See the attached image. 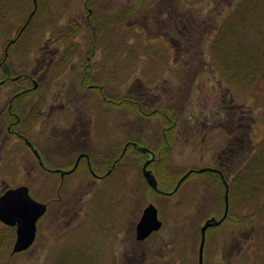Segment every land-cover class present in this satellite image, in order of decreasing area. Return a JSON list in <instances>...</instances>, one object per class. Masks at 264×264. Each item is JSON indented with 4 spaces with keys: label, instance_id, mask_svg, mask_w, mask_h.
I'll use <instances>...</instances> for the list:
<instances>
[{
    "label": "rangeland",
    "instance_id": "obj_1",
    "mask_svg": "<svg viewBox=\"0 0 264 264\" xmlns=\"http://www.w3.org/2000/svg\"><path fill=\"white\" fill-rule=\"evenodd\" d=\"M238 1L89 0V5L86 7L84 5L86 0H42L46 7L49 5L51 15L56 16V20L45 30L37 28L39 21L35 23V20L33 36L28 32H31V29L25 33L27 37H32L33 41L30 47L33 54L29 55V63L36 65L39 61L35 60V57L55 50L59 55L58 59H61L57 63L63 66L62 69L70 70L71 64L82 62L79 55L87 48L89 38L88 29L84 24L88 13L92 12L103 30L101 38L96 43L93 57L95 62L93 73L98 76L99 86L108 89L110 93L118 92L121 96L133 95L142 104L145 103L144 105L148 107L147 111L161 108L169 116H179L180 121L189 115L199 118L200 122L218 121L216 107L220 100L226 108L232 107L228 111L240 113L243 110L245 114L243 122L248 126L242 127V131L248 134L249 160L250 158L251 160L247 169L241 174L245 181L240 179L238 184L233 185L229 197L234 201L236 194L242 192L250 205L249 211L256 212L254 219L251 217L249 221L250 224L255 222L253 224L255 228L252 231L249 229L250 237L247 241L250 247L245 246L237 256L227 259L229 241L220 243L221 255L224 257H220L218 264H248L252 256L251 249L258 247L260 241L264 245V234H262L264 210L262 213L258 212L264 205L260 191L264 183V5ZM236 3L238 4L233 9ZM166 5L170 6L171 10L167 11ZM6 8L7 14L4 16L6 23L2 24V28L0 27V60L3 57V46L8 40L16 38L17 33H21V29L27 24L23 25V21L27 16L29 20L36 9L33 0H22L11 7L5 3L4 11ZM128 10L140 11L125 20L123 24L115 23V20L111 19ZM60 11L62 13L58 16ZM38 16L36 18L40 19L42 14ZM252 20L255 22L249 24ZM256 22L262 23V27L255 25ZM75 24L79 25V29L72 37L71 49L68 52L77 55L69 56L64 61L62 55L67 48V42L62 43L57 40L58 29H63L67 25L72 29ZM219 29L221 30L215 39V54L220 53L224 59L225 63L221 65L235 70L234 73L238 77L235 83L220 74L221 66L220 64L219 68L215 66V60L211 55V43ZM251 42L256 43L255 49ZM22 44L24 43H21L18 49L26 60L28 51L23 54L26 47ZM217 59L221 60L220 57ZM73 77L71 73V79ZM85 92L89 95L88 106L82 107L81 98L79 96L76 98L73 94L71 111L73 113L88 111L95 123L94 131L109 136L116 132L115 121L121 133H124L123 131L128 133L129 129H139L140 126L144 131L150 132L152 141L149 139L148 144H155L156 153H154L161 159V163L152 162L149 168L157 181V189L173 193L167 196L157 193L142 179L137 166L135 188L138 200L133 203L134 210L140 216L143 208L152 203L157 209L158 218L163 221V226L143 245L137 243L138 255L145 248L150 246L152 248L147 251L146 258L138 259L136 264H196L198 246L196 225L203 215L196 218L197 220L194 217L193 192L190 188L199 178L204 179L209 174L207 171L188 172L185 178L182 174L190 168H201L211 163L217 152L212 150L215 145L208 144L211 143L209 138L210 134L215 135L218 130L213 129L208 133L206 143L198 145L194 141L195 135H192V132H184L181 126L176 125L172 127L170 134L168 133L169 141L167 138L162 142L163 122L156 115L158 112L147 114L152 122L151 126L146 127L145 119L138 115L141 110L137 107L135 111L126 105L120 106L119 109L112 108L106 100H101L96 87L87 88ZM164 112H161V115ZM114 114L118 117L116 116L113 122ZM210 126L209 124L205 126L200 136L203 132L206 133ZM134 133L139 135L141 131L136 130ZM161 142L168 147L161 145ZM100 143L103 147H107L108 140L100 139ZM138 160L139 156L137 164ZM122 164H124L123 160L118 166ZM235 167L231 169L232 172L238 171ZM19 170L20 167L16 166L7 170L4 175L8 178L12 173L16 175ZM128 170L126 167L125 171ZM121 172L118 174L120 179L117 182L122 193L125 190L123 180L126 179V175ZM179 179L183 181L179 190L175 192ZM7 181L10 182V179L8 178ZM117 185L118 183H115L114 191ZM98 190H100L99 185H94L93 190H90L96 192L89 197L91 205L93 203L90 206L93 213L88 220L84 258L81 259L78 254L71 260L70 249L65 241L52 242L48 247H41L40 242H37L23 257L13 255L9 261H5L7 247L0 248V264H113L110 258L112 245L105 241L108 236H113L114 229L113 227L105 229L101 217L103 211L101 213L99 211L117 206L112 202V206L107 207L106 200L100 198L104 192ZM114 191L110 190V192ZM106 195L113 198L108 193ZM181 196H184L185 200L182 209L179 210L177 198ZM257 227L261 232L256 229ZM215 229L217 228H209L206 231L204 264H212L210 236ZM237 250L238 247L232 251V255ZM120 264L128 263H123L122 260Z\"/></svg>",
    "mask_w": 264,
    "mask_h": 264
},
{
    "label": "flooded vegetation",
    "instance_id": "obj_2",
    "mask_svg": "<svg viewBox=\"0 0 264 264\" xmlns=\"http://www.w3.org/2000/svg\"><path fill=\"white\" fill-rule=\"evenodd\" d=\"M18 36L19 33L16 38ZM16 38L8 40L3 46V57L0 60V76L4 69L11 68L9 73L5 74L6 80L3 77L0 78V196L8 189L18 186L25 187L29 196L37 203L43 204L45 210L35 221L31 244L26 249L15 253L11 251L16 240L18 224L17 222L6 224L0 220V248L7 247L5 261H9L13 255L23 257L37 242H40L41 247H48L56 241L68 243L71 260L78 254L81 259L84 258L88 220L93 213L90 207L93 203L91 205L89 197L96 192H90L94 185H99L100 190L104 192L100 198L106 200L107 207H111L112 202L117 206V208H106L99 211V213L103 211L101 217L105 229L107 230L108 227L114 229L113 236H108L105 241L112 245L110 258L113 264H120L122 260L123 263L136 264L138 259H145L147 251L152 247L145 248L138 255L137 243L143 245L152 234L162 229L161 227L144 240L136 238V225L143 211L138 216L133 206L134 201L138 200L135 188L137 158L139 156L140 159L146 155L139 169L140 176L145 182L144 163L148 161L146 169H150L149 165L157 159L154 153L155 144H148L149 139L152 141L150 132L144 131L140 126L139 129H129L128 133L125 131L121 133L116 126L117 114H114L113 118L116 132L111 136L94 131L95 123L88 111L78 113L71 111L73 94L76 98L79 96L82 100V107H86L89 95L85 91L87 88L99 86L97 82L94 84L84 82L83 72L81 73L80 69L82 62L71 64L70 70L62 69L63 66L57 63L59 55L54 50V52H44L39 57H35L39 63L33 65L29 63V55L33 54L31 49L27 52L26 60L23 58L24 55L21 57L18 48L9 50L10 44ZM66 51L68 52L69 49ZM9 55L11 65L3 63ZM68 55L73 57L69 52ZM79 56L83 60L81 54ZM92 61L94 62L93 59ZM93 72L94 66L91 75L97 81L98 76ZM71 73H73V79H71ZM112 94L118 95L119 93L113 92ZM100 96L101 100H109L101 93ZM131 96L130 100L141 110L139 117L145 119L146 127L151 126L152 120L147 114L153 113L152 111L156 108L147 111L148 107L144 105L145 103L142 104L137 97ZM226 98L225 96V101ZM117 102L113 108L119 109L120 101ZM217 105L218 107L215 106L217 108L216 119L219 120L213 123L200 122L199 118L190 115L181 121L179 116L168 117L166 113L164 114L166 116H163L169 120L167 124L170 127L174 128L178 125L184 132H192V135H195L194 141L198 145L206 143L209 132L213 129L218 130L217 134H210L209 138L211 143L208 144L215 145L212 150L217 152L211 163L201 168H190L182 174L184 177L188 172H199L201 169H205L203 171L209 174L204 179L199 178L191 184L194 186L190 188L193 192L194 217L196 219L203 215L196 225L198 233L196 264H198L201 227L207 220L214 218L220 221L206 228V231L209 228H217L210 236L212 264H218L220 257H224L221 255L220 243L229 241L227 259L237 256L245 246L250 247L247 239L250 237V231L255 228L253 225L255 222L250 224L248 216L254 215L255 217L256 212L249 211L250 205L241 194L242 192L236 194L234 201L229 197L232 186L238 184L240 179L245 181L241 174L247 169L251 160V158L249 160L248 134L242 131V127L248 126L243 122L245 114L243 110L240 113L228 111L232 107L226 108L221 100L217 102ZM161 120L163 122V119ZM208 124L209 126L211 124L209 130L200 136ZM173 128L168 129V126H163L162 135L170 134ZM136 130L141 133L135 134ZM100 139L108 140L107 147L102 146ZM122 160L124 164L118 166ZM15 165L19 166L20 170L16 175L12 173L8 176L9 182L4 173L16 167ZM234 166L238 168L237 172L231 171ZM126 167L128 171H125ZM120 171L126 175V179L123 180L125 190L122 193L119 182H117L120 179L118 177ZM183 179H179L175 192L179 190ZM115 183L118 185L114 191ZM111 189L114 192H110ZM226 190L227 199L225 198ZM155 191L164 196L172 193L158 189ZM107 193L113 198L108 197ZM184 198V196L177 198L179 210L182 209ZM262 207L264 208V205ZM263 208L258 212L262 213ZM256 229L260 231L259 227ZM258 244V247H252V256L248 264H264V245L262 241ZM204 246L205 239L202 264H204ZM236 247L238 250L232 255Z\"/></svg>",
    "mask_w": 264,
    "mask_h": 264
},
{
    "label": "trees",
    "instance_id": "obj_3",
    "mask_svg": "<svg viewBox=\"0 0 264 264\" xmlns=\"http://www.w3.org/2000/svg\"><path fill=\"white\" fill-rule=\"evenodd\" d=\"M21 1L22 0H0V27L1 28H2V24H5L6 23V22H4L5 21L4 16L7 14V8L4 11L3 5L6 3L8 6L11 7L14 3H16V2L20 3ZM30 1H32V0H30ZM244 1L249 2V4H253L254 3L255 5H258V4L262 3L264 5V0H239L238 2H244ZM237 4L238 3H236L234 5L233 9L236 8ZM84 5L87 7V5H89V0H86V2H84ZM170 8H171L170 6H167L166 7V10L169 11V10H171ZM139 11L140 10H137L136 12H133L131 10H128L126 12H123L119 16H115V17H113L111 19H114L115 20L114 21L115 23L123 24L125 22V20H128L133 15L138 14ZM60 13H62V11H60L57 15L59 16ZM41 14H42L41 18L40 19H37L39 17L38 15H41ZM35 20H36L35 23H38L37 21H39V24H38V27L37 28H41V30H45L46 27L51 22H53V21L56 20V16L51 15V11L49 10V5L46 7L45 3H43L42 0H36V9L34 10V13L29 18V20H28V16H27V18L23 21V25L25 23H27V24L25 25V28L21 31V33L19 34V36L16 38V40H14L12 44H10L9 50L11 48H20L21 43H24V44H22V46L24 45L23 47H26V51H24L23 54L25 52L29 51L31 45L33 44L32 37H30V36H33L32 35V32H35L34 30H35V26L36 25H35V23L33 24V22ZM95 22H97V19H95V16L92 15V12H89L88 13V16H87V20H85V24H84L87 27V29H88L89 38H88V42H87V48H85L83 54H81L83 60H82V65L80 67L81 73L83 72L84 82L85 83H88V84H94V83L97 82L96 79H94L92 77V75H91V70H92L93 66L95 65L94 62L92 61V59L94 57L96 43L101 38L102 31H103L101 29V25H99L100 23H98V22L95 23ZM254 22H255V20L249 21V24L254 23ZM98 25L100 26V28H99ZM103 25H104V23H103ZM255 25H257L259 27L260 26L262 27V23H260V22H256ZM78 26H79L78 24H75V27L76 28L73 27L71 29V27L67 25V26H65V28L63 27V29H58L59 32H58V35H57V40L60 41V42H62V43L63 42H67V46H66L67 48L66 49H69V50L71 49V44L70 43H72V37H73V35L79 29ZM263 27H264V24H263ZM28 29H31L32 30L31 32L28 31L30 33V36L29 37H27L26 34H25V33H27V30ZM220 30L221 29H219L218 32H216L217 34H216L215 38L213 39V41L211 43V55H212V58H214V60H215L214 61L215 62V66H217L218 68H219V66H218L219 64L221 66L219 68L220 74L222 76L226 77L227 79H230V81H232V82L235 83V82H237V78H238L237 75L234 73L235 70L232 69V68H230L231 69V71H230V69L225 68V65H221V64H224L225 63L224 59L222 58V56H221L220 53L216 52V54H215V51H216V49L214 48L215 47V39H216L217 35L219 34ZM251 44H252V47L254 49H255V47H257V46H255L256 43L251 42ZM68 56H69L68 55V52L66 51L65 54L62 56V59L65 61L68 58ZM73 56H75V54ZM219 57L221 58V60L220 59H217ZM3 63H5V64L8 63L9 65H11L10 55L5 59V61H3ZM9 70H11V68L4 69V72H3L2 76H0V78L3 77V79L6 80L5 74L6 73H9ZM97 90H98L99 94L101 93V95H104L106 98L109 99L106 102L110 103L112 108H113L114 104H117L118 103L117 101H120L119 104H120L121 107L126 105V106H129L130 108L132 107V109L134 111H135V108L137 107L130 100L131 97H132L131 95H126V96H121L119 94L118 95H114V94L110 93L109 91H107L108 89H105L102 86H97ZM114 100H116V101L114 102ZM142 110L144 111V108ZM157 112H158V114H156V115H158L161 119H163V122H164L163 123V126H168V129L172 128V127L169 126V124H167V121L169 123V120H166L163 117V116H166V115H164L166 113V111L164 112L163 109L156 108L155 111L153 112V114H155ZM161 112H164V114L161 115ZM168 117H170V116H168ZM167 138H168V133H166L165 136L164 135L161 136L162 142L165 139H167ZM167 141H169V138L167 139ZM162 142H161V145H163L164 147L167 148L168 145L166 146ZM167 144H168V142H167ZM144 157H146V155H143L138 160L137 166H138L139 169H140V166H141V161L144 159ZM154 161L157 164L159 162L161 163V159H159V158L155 159ZM263 187H264V183L261 185V188H260V191L261 192L263 190ZM253 216L254 215H249L248 216V219L250 220L251 217H253Z\"/></svg>",
    "mask_w": 264,
    "mask_h": 264
},
{
    "label": "water",
    "instance_id": "obj_4",
    "mask_svg": "<svg viewBox=\"0 0 264 264\" xmlns=\"http://www.w3.org/2000/svg\"><path fill=\"white\" fill-rule=\"evenodd\" d=\"M34 7L36 8V1L33 0ZM24 28V27H23ZM23 28L21 30H23ZM146 161L143 165V176L152 189H157V181L153 172L146 169ZM205 169H201L203 171ZM182 180V179H181ZM177 183L176 188L178 187ZM264 198V188L262 192ZM225 198L227 199V190ZM45 206L41 203L34 201L28 194L25 187L18 186L6 190L0 196V220L6 224H14L17 222L18 227L16 230V240L13 245L11 253H15L26 249L32 242L35 229L36 219L44 212ZM214 218L207 220L201 227V240L198 252V264H202V251L205 239L206 228L218 224ZM162 226V221L158 218L157 209L149 203L144 207L142 214L136 225V238L137 240H144L150 234L158 231Z\"/></svg>",
    "mask_w": 264,
    "mask_h": 264
}]
</instances>
